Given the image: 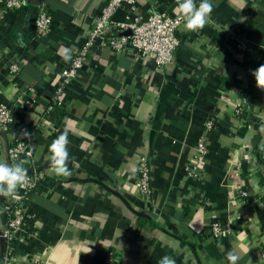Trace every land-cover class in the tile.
Masks as SVG:
<instances>
[{"label":"crops","instance_id":"crops-1","mask_svg":"<svg viewBox=\"0 0 264 264\" xmlns=\"http://www.w3.org/2000/svg\"><path fill=\"white\" fill-rule=\"evenodd\" d=\"M23 1L24 8L8 9L0 0V103L14 117L0 131V158L8 160L13 142L31 133L45 181L24 202L27 219L8 251L0 238V259L105 264L108 254L109 264H157L168 255L176 264H228L234 251L238 264H264V90L252 75L264 64V0H245L243 9L241 0H215L204 28L180 33L170 70L151 62L142 68L129 49L96 46L66 94L65 114L55 110L48 119L69 64L63 50L81 46L108 0ZM135 6L115 20L178 14L173 0ZM41 8L55 20L45 37L35 24ZM17 60L23 66L15 75ZM226 79L238 83L223 86ZM65 131L71 175L61 177L49 166V146ZM202 139L207 152L196 165ZM142 158L152 169L150 202L135 185ZM4 199L0 235L9 218ZM215 221L230 226L228 237L212 235Z\"/></svg>","mask_w":264,"mask_h":264},{"label":"built area","instance_id":"built-area-1","mask_svg":"<svg viewBox=\"0 0 264 264\" xmlns=\"http://www.w3.org/2000/svg\"><path fill=\"white\" fill-rule=\"evenodd\" d=\"M176 4V0H173ZM250 4H254L255 0H249ZM4 6L8 9H21L25 7L23 0H3ZM197 5L199 0H196ZM136 0H108L102 12L93 20V25L83 34L81 46L75 48L71 52V60L68 66L62 71L57 87L54 91L51 104L45 110V118L48 119L56 109H66V94L69 88L81 76L87 65V59L92 50L96 47L109 48L118 53L131 50L134 52L136 62L141 67L147 65L148 62H155L161 70H170L175 67L176 54L181 47L182 40L180 33L187 32L184 28V20L182 14L169 16L166 13L154 12L148 17L137 14L135 17H127L126 21L115 20L116 14L124 9L129 8L132 12L136 11ZM177 5V4H176ZM55 23L53 15L41 8L36 19V31L40 36H48ZM247 43L238 44L239 49L245 51ZM22 63L17 60L10 68V71L17 75L22 71ZM247 99L245 98L244 104ZM241 112V110H239ZM14 122L11 110L4 104L0 103V131H5ZM215 127L213 122L206 124L208 131ZM204 139L199 141L197 153L198 158L196 165H201L207 148ZM36 140L34 136L30 139H17L8 150V161L17 162L25 161L24 166H28V182L18 189L16 199L7 198L2 204L9 211V218L3 229L0 238L2 239L4 249L8 251L17 235L21 233L27 216L23 212V204L30 199L33 191H38L44 183V177L38 169L36 160ZM195 165V166H196ZM196 171V168H195ZM195 173L190 172V177ZM152 169L147 159L142 158L138 166L136 187L142 193L146 201L150 202L152 190ZM237 197L244 203L249 202L248 193L241 189H237ZM211 233L217 239H223L230 235L231 228L220 222H213L211 225ZM264 258V250L262 252ZM110 262V261H109ZM0 264H12L9 258L4 255L0 259ZM106 264H109L108 261Z\"/></svg>","mask_w":264,"mask_h":264},{"label":"clouds","instance_id":"clouds-1","mask_svg":"<svg viewBox=\"0 0 264 264\" xmlns=\"http://www.w3.org/2000/svg\"><path fill=\"white\" fill-rule=\"evenodd\" d=\"M242 9L245 0H241ZM176 12L182 14L184 28L189 31H197L205 27L210 18L215 0H176ZM241 9V10H242ZM62 58L67 62L71 60V49H64ZM256 87L264 90V64L252 71ZM261 130L264 131V125ZM25 139H30L31 133L24 131L21 134ZM67 131L56 137L49 146V166L51 170L61 177L71 175L69 168L70 153ZM25 161L9 162L6 158H0V197L16 199L18 189L28 182V169L24 167ZM90 251V250H89ZM88 251V252H89ZM228 264H238L239 256L234 251H228L226 255ZM157 264H176V261L168 255L163 256Z\"/></svg>","mask_w":264,"mask_h":264},{"label":"trees","instance_id":"trees-1","mask_svg":"<svg viewBox=\"0 0 264 264\" xmlns=\"http://www.w3.org/2000/svg\"><path fill=\"white\" fill-rule=\"evenodd\" d=\"M234 83L236 84V83H238V82H237V81L235 82L234 80L232 81V80H228V79H226V80H223L222 85L228 87V86H233ZM56 110L60 112L61 116L65 114V113H64V112H65V109L58 108V109H56ZM37 166H38V169H39V164H37ZM24 167L28 169V173L31 172L28 166H24ZM35 192H36V191H33V192L31 193L30 198H31V196H32ZM108 258H109V255L107 254V255L104 257V259H103L102 261L106 264Z\"/></svg>","mask_w":264,"mask_h":264},{"label":"water","instance_id":"water-1","mask_svg":"<svg viewBox=\"0 0 264 264\" xmlns=\"http://www.w3.org/2000/svg\"><path fill=\"white\" fill-rule=\"evenodd\" d=\"M150 64L154 66L155 62L152 61ZM45 168H46V167H45ZM39 171H41V170H39Z\"/></svg>","mask_w":264,"mask_h":264}]
</instances>
